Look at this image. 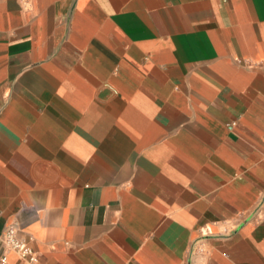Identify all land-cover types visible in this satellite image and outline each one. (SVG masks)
I'll return each mask as SVG.
<instances>
[{
    "label": "crops",
    "instance_id": "0c3cea01",
    "mask_svg": "<svg viewBox=\"0 0 264 264\" xmlns=\"http://www.w3.org/2000/svg\"><path fill=\"white\" fill-rule=\"evenodd\" d=\"M10 225L32 264H264V0H0Z\"/></svg>",
    "mask_w": 264,
    "mask_h": 264
},
{
    "label": "built area",
    "instance_id": "2783aa9c",
    "mask_svg": "<svg viewBox=\"0 0 264 264\" xmlns=\"http://www.w3.org/2000/svg\"><path fill=\"white\" fill-rule=\"evenodd\" d=\"M3 247L5 252L0 256V264H8L10 253L16 254L22 261L29 264L37 260L28 239L21 235L17 225H10L5 230Z\"/></svg>",
    "mask_w": 264,
    "mask_h": 264
}]
</instances>
